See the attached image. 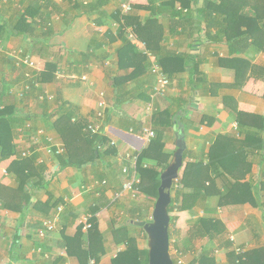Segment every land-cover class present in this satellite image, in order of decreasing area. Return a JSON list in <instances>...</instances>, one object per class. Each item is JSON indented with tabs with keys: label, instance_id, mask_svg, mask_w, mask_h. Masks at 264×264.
Instances as JSON below:
<instances>
[{
	"label": "crops",
	"instance_id": "crops-1",
	"mask_svg": "<svg viewBox=\"0 0 264 264\" xmlns=\"http://www.w3.org/2000/svg\"><path fill=\"white\" fill-rule=\"evenodd\" d=\"M123 1L0 0V105L14 106L17 146L16 156L0 161L1 196L8 199L18 186V173L8 170L23 152H31L38 168L45 169L44 184L33 189L26 211L0 209V264H80L65 246L80 227L83 231L84 219L93 212L106 250L96 264H112L126 249L124 244L115 245L112 232L129 225L132 218L153 214L152 198L115 197L127 179L123 171L130 165L127 155L149 147L152 140L144 130L157 136L156 115L166 110L175 116L172 125L163 126L162 159L170 164L177 150L174 126L181 122L187 144L181 177L191 165L188 185L172 189L176 202L170 214L171 254L183 264H193L211 249L216 264H229L230 252L241 248L252 255L250 264H264V121L257 119H264V74L253 71V67L264 69V52H256L249 40L247 47L232 54L222 29L206 28L200 11L206 0H181L187 6L177 0L176 9L172 0H137L131 18L145 26L153 12L157 15L156 25H149L141 39L122 18ZM244 13L252 17L249 8ZM153 38L159 40L154 46L160 48L157 54L144 41ZM127 41L136 51L128 69L121 70L119 52ZM166 53L187 56L196 65L195 74L189 68L166 73L169 92L152 98L157 85L152 68L160 66L158 56ZM15 54L32 56L40 70L18 68ZM240 61L247 64L238 77L233 63ZM26 73L37 79L47 75V81L19 99L10 90L22 87ZM115 78L127 79L122 83L125 102L120 105ZM101 94L109 106L104 133L117 145L111 154L94 156L95 147L67 116L83 125L95 121ZM43 95L53 99L42 102ZM48 137L65 146L63 156L46 155ZM75 161L85 164L69 165ZM35 174L38 180L39 173ZM60 206L64 212L57 230L39 237L43 222ZM204 217L219 220L224 234L210 240L199 224ZM135 236L140 249H145Z\"/></svg>",
	"mask_w": 264,
	"mask_h": 264
},
{
	"label": "trees",
	"instance_id": "trees-1",
	"mask_svg": "<svg viewBox=\"0 0 264 264\" xmlns=\"http://www.w3.org/2000/svg\"><path fill=\"white\" fill-rule=\"evenodd\" d=\"M176 1L177 0L171 1L175 9ZM178 1L182 2V5L187 6L185 1ZM248 8L252 10V17L249 14L244 13L245 9ZM200 11L203 14L202 18L206 23V28L208 31L213 28L222 29L220 33L225 34V36L228 38V44L230 45V52L232 54L239 52L238 48H241V46L247 47L249 40H252V47L256 49V52H264V0H206L205 6L202 7ZM221 14L224 15V19H221ZM156 16L157 15L153 12V16L148 20L145 26H142L136 18H131L130 15H122V18L125 20L126 26H132L134 28V32H136L139 38H141V33L145 31L149 25H156ZM243 28H245V30H243ZM144 41L148 50L150 49L152 52H154V54H157L160 48H155L154 46L159 45V40L153 38V40L144 39ZM125 44L126 45L124 48L119 52L121 70L128 69L130 65H127V63L132 60L131 55L134 53V51H136V48L130 41H127ZM235 48L236 51L234 50ZM245 51H247V48ZM158 58L160 66L165 74H171L173 72L178 73L184 71L186 68H189V70H191L193 73L195 72L194 69L196 68V65H191V61L187 56L166 53L163 56H158ZM233 64L234 69L237 71V76L240 77L243 74V67L247 63L240 61L234 62ZM253 71H259L260 73L264 74V69L262 68L253 67ZM50 72L51 70L48 71V73ZM46 77L47 75H43L42 77L39 76L37 81L46 82ZM125 81H127L125 78H115L113 80V85L116 91H118V95L116 96V103L118 105L125 102V93L127 90L125 87L126 84H122ZM12 110H14V106L12 105L4 106L3 108H1L0 105V161H4L12 156H16L17 153V146L14 144L13 129L14 121L16 119ZM174 116L175 114H172V112L169 110L163 111L162 113L156 115L155 123L157 136L151 141L147 149L137 154L139 158L138 172L141 178V184L139 185L140 195L154 199L155 203L159 197L161 175L169 165L168 161L164 162L162 159V151L164 148L163 126L172 125ZM67 117L70 119V122L73 121L71 115H68ZM257 119L264 121V119L259 117H257ZM74 124H76L77 127L82 132H84L85 136H87V139H89L91 144L95 147L96 152L94 153V156L96 153L100 154L101 152H105L106 154L115 152V147L109 146L111 140H109L107 135L95 136L92 138L88 133L85 132L87 124L83 125V123L79 122V120H77V122ZM99 146L105 148L101 151ZM93 159L95 160L94 157ZM150 160H155L156 164L148 163L149 167L145 168L144 165ZM76 162L77 161L72 162L69 165L81 166L85 164V162L79 161L77 164ZM190 166L191 165H188L186 167L184 176H179L178 181H176L174 185H178L179 188L188 185L187 171L190 169ZM13 172L18 173V186L12 189L13 193L8 195V199H6L4 196H1L0 194V209L23 213L26 211V208L32 204V198L34 196L32 192L33 189L40 188L42 186V182L44 184L43 175L45 173V169L43 166L38 168L35 156L29 158H22L21 156L13 161L11 168L8 170V173ZM33 172L39 173L37 176L38 180L35 177L36 174ZM1 191L2 189L0 188V192ZM14 197L15 199L11 200V198ZM18 200L22 202L23 206L19 207V205H17V203L20 202ZM175 202L176 200L173 199L169 208L170 214H172L175 209ZM50 205L52 206V204ZM182 209L184 208L182 207ZM150 218H152V216L146 218L145 216H137L130 220L129 225L115 229L112 232L113 242L115 245L120 246L124 244L126 246V249L119 252L112 260V264H149L148 249H140L137 237L130 233L129 230L130 228L134 230H141L142 233L146 235L142 228H137L136 226L132 225V222L147 221ZM96 221L97 219L95 217V213L93 212L92 216L90 217V224L92 225V228L88 231V233H83L82 227H80L78 233L74 237L67 239V245L65 247L68 254L70 256L77 257L80 264H90L91 261L99 263L101 257L106 252L104 249L105 238L100 233ZM199 224L205 235L212 241L218 239L225 232L224 225L219 220L213 218H201L199 220ZM85 235L87 237H85ZM251 256L252 255H249L247 252H242L239 255L235 252H230L229 264H250ZM172 258L174 263L177 264V260L173 257V255ZM193 264H216V260L213 257L212 251L210 250L205 251L202 257Z\"/></svg>",
	"mask_w": 264,
	"mask_h": 264
},
{
	"label": "built area",
	"instance_id": "built-area-1",
	"mask_svg": "<svg viewBox=\"0 0 264 264\" xmlns=\"http://www.w3.org/2000/svg\"><path fill=\"white\" fill-rule=\"evenodd\" d=\"M137 0H124L120 6V13L122 15H130L134 10V5ZM181 10V8H179ZM129 38L131 40H134L133 35H129ZM15 64L18 68H28L31 71H39V65L32 56L30 55H21V54H15L13 55ZM152 72L157 76V85L153 90L152 98L157 97H165L167 93L169 92V88L171 85V81L169 77L163 72L161 66L154 65L152 68ZM26 82L22 85L21 88H13L10 90L11 94L16 96L19 99H24L27 94L32 92L35 88L39 87V82L37 81V78L32 73H26L25 74ZM101 101L99 103V107L96 113L95 121H91L87 124L85 128V132L90 135V137L95 136H101L105 135L104 133V127H105V120H106V114L108 112V105L106 101L104 100L105 95L101 94ZM47 99H53L50 96H40L39 100L44 102ZM77 119H73V123H76ZM28 129H31V125L27 126ZM146 134V138L150 141L155 139V133L152 132L149 129L144 130ZM43 131L39 132V135H43ZM117 143L114 140H111L109 143V146L116 147ZM105 147L99 146L100 150H103ZM44 151L46 155L50 157H60L63 156L66 152L64 145H59L55 143L54 139L47 138V144L44 147ZM31 152H23L22 158H29L32 157ZM127 158L130 159V165L125 166L123 171L124 174L127 176L126 182L123 185V191L116 195L115 199H121L125 194H128L132 199H137L140 194L139 185L141 184V178L140 174L138 172V156L135 155H127ZM44 160H41L39 164H43ZM145 168L149 167V164L144 165ZM86 187H84L85 189ZM64 212V206H60L55 215L44 221L42 224V227L38 230V236L41 238H45L48 234L54 232L57 230L58 223L60 222L61 215ZM85 225L83 228V231L87 233L91 228L92 225L90 224V217H86L85 219ZM243 252L241 248L236 249V253L239 255ZM90 264H96L95 261H91ZM177 264H183L181 260H177Z\"/></svg>",
	"mask_w": 264,
	"mask_h": 264
},
{
	"label": "water",
	"instance_id": "water-1",
	"mask_svg": "<svg viewBox=\"0 0 264 264\" xmlns=\"http://www.w3.org/2000/svg\"><path fill=\"white\" fill-rule=\"evenodd\" d=\"M174 130L177 150L161 175L159 197L155 203L152 218L147 221L133 222L134 226L142 228L148 236L149 264H175L171 254L169 208L172 204L174 183L178 181L180 171L184 166L187 144L184 124L177 122Z\"/></svg>",
	"mask_w": 264,
	"mask_h": 264
},
{
	"label": "rangeland",
	"instance_id": "rangeland-1",
	"mask_svg": "<svg viewBox=\"0 0 264 264\" xmlns=\"http://www.w3.org/2000/svg\"><path fill=\"white\" fill-rule=\"evenodd\" d=\"M181 4V3H180ZM181 8V10H183V8L182 7H180ZM139 197H140V194H139V196H138V198L136 199V200H138L139 199ZM148 215V214H147ZM137 228H139V227H137ZM134 230V229H133ZM88 233V232H87ZM87 233H85V234H87ZM138 234L139 235V237L142 239V245H143V247L145 248V249H148V236L147 235H145L144 233H142V231L141 230H135L134 232H133V234L135 235V234ZM214 246L212 247V250L214 251ZM211 250V249H210ZM210 250H208V251H210Z\"/></svg>",
	"mask_w": 264,
	"mask_h": 264
}]
</instances>
